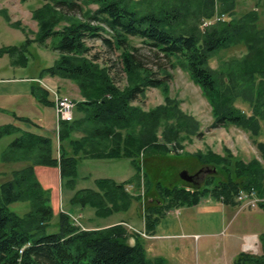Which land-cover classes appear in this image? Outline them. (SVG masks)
<instances>
[{
	"label": "trees",
	"instance_id": "obj_1",
	"mask_svg": "<svg viewBox=\"0 0 264 264\" xmlns=\"http://www.w3.org/2000/svg\"><path fill=\"white\" fill-rule=\"evenodd\" d=\"M215 1L221 4V12L234 7V0H43L33 11L38 23L34 39L26 36L20 46L0 48V55L8 53L12 63L18 64L27 59L24 52L31 42L47 45L49 40L57 57L39 77L69 79L82 98L75 101L73 119L58 122L55 144L11 123L0 125V139L18 133L1 160L29 162L13 169L11 177L0 183V264H161L160 257L148 258L139 234L133 233L135 243L129 242L131 233L120 222L84 229L60 211L57 229L48 231L53 217L50 191L40 184L34 170L35 165L58 167L60 179H66L72 188L79 159L129 158L135 170L132 177L120 183L97 178V189H78L71 198L73 204L89 205L96 215L108 216L127 210L139 199L125 189L126 184L139 186L145 179L149 186L141 153L144 156L148 149L168 152L167 141L180 144L198 133L199 122L167 94L168 74L158 77L146 67L137 57L132 38L140 39L155 54L180 63L206 97L214 126L233 124L249 132L264 158V141L258 140L264 132V23L253 9L239 17L201 25L204 18L213 16ZM90 3L96 7H88ZM13 25L20 27L17 22ZM94 39L117 52L126 79L123 85L116 83L114 65L89 43ZM232 45H244L246 52L221 62L219 69L212 68V54ZM148 87L164 89V104L144 110L134 103ZM238 100L249 112L236 105ZM161 126L164 142L158 136ZM75 132L81 135L72 138ZM66 140L71 153L64 147ZM194 157L202 166L215 168L214 173L199 186L183 180L179 185L157 181L159 203H151L144 215L147 234L166 210L196 204L207 194L232 202L240 188H254L264 198V166L256 157L245 161L228 148L223 153L198 151ZM16 201L29 202L31 208L16 213L9 209ZM259 240L260 254L241 251L233 264H264V232Z\"/></svg>",
	"mask_w": 264,
	"mask_h": 264
},
{
	"label": "rangeland",
	"instance_id": "obj_2",
	"mask_svg": "<svg viewBox=\"0 0 264 264\" xmlns=\"http://www.w3.org/2000/svg\"><path fill=\"white\" fill-rule=\"evenodd\" d=\"M42 3L43 0H0V48L8 45L20 46L26 36L34 39L35 32L38 31V23L33 17V11ZM88 7L95 8L96 5L90 3ZM220 7L221 4L215 1L213 16L207 19L204 18L201 25L205 26L213 23L218 20V17H221L222 20H229L233 16L239 17L243 13L253 9L259 13L260 22L264 23V0H234V7L231 10L234 14L232 15L230 14L231 11H219L221 10ZM16 22L20 24V27L13 25ZM21 27L25 29L26 33ZM132 41L138 48L136 52L137 57L146 67L151 68L158 77L168 74L165 77L168 89L166 91L167 94L170 98L178 101V106L183 112L189 114L199 122L198 133L201 134L197 133L187 136L180 144L175 140L167 141L168 152H158L148 149L143 156V169L150 179L149 186H146L145 179L140 180L139 186H135L134 184L127 186V191L131 195L139 197V199L133 200L129 209L114 211L108 216L95 215L94 208L89 206L81 209V204H73L71 198L76 190L80 188H94L96 186L95 178L114 177L117 180H121L132 177L135 170L129 158H113L110 160H97L95 158L79 159L76 182L72 188H70L69 182L66 179H60L59 174H56L55 170L46 168V166L36 167L35 174L38 181L44 188L50 191V204L53 210V217L50 220L48 231H55L57 229V218L60 211L71 216L74 223H76L75 218H77L80 221V227L84 229L88 228V226H102L103 224L123 218L132 224H128L126 227L132 235H130L129 242L133 244L135 243L133 236L135 231L133 230L141 226L145 215L144 209L151 203H159V195L155 183L158 181L163 185H179L182 182L179 175L181 171L186 170L189 174H192L200 166L203 167L194 157L196 152L212 150L217 153H223L224 149L228 148L233 155L245 161L256 157L264 166L262 152L254 143L249 132L233 124L223 125L221 123L214 126L215 118L212 115L211 107L206 97L180 63L174 62V60L169 61L161 54H155L148 45L138 38H132ZM46 42L47 45L38 44L35 41L31 42L24 52L27 57L24 63L13 64V59H11L8 53L0 55V75L29 76L32 78L40 76L43 69L52 65L57 57L56 51H53L49 45V40H46ZM89 43L93 45L94 50L101 51L100 53L104 59L114 65L116 83L123 85L126 79L120 65L117 63V52L102 45L100 39L90 40ZM245 52L246 48L244 45H232L215 51L210 58L209 64L212 68L219 69L221 62L232 58H240ZM44 76L49 75L44 74ZM49 77L53 78L52 80H48L49 82L47 81L49 84L57 85L58 87L62 85L65 89L68 88L67 85H75L77 87L69 79ZM40 81L44 83L42 79ZM37 82L36 79H33L32 84L37 85ZM72 92L70 89V91L67 90L65 93H62L70 97L75 104L76 100L82 98H77L80 97L79 91L76 95ZM164 100L165 91L163 88L148 87L143 97H139L134 103L140 104L144 110H149L164 104ZM236 105L249 112L248 107L240 100L236 102ZM7 107L9 109L5 113H0V124L9 123L12 120L11 112L29 116L36 122L38 116L45 118L44 122L54 121L55 119V112H53L51 105L48 104H45V106L39 105L38 109L34 108L31 102L23 104V107H20L17 103L8 104ZM42 124L47 123L42 122ZM162 130L163 126L159 128L158 136L159 140L164 142ZM15 137L16 134H10L0 139V183L11 177L13 169H18L26 164L22 161L4 162L1 160L3 152ZM258 140L264 141V132L258 137ZM57 142L56 140L53 143ZM208 175H204L196 183L202 184ZM69 196H71L70 199ZM205 196L210 197L208 194ZM260 198L264 202V198ZM30 208V203L25 201H16L9 205L10 210L19 214H23ZM261 208L262 210H259ZM203 209L199 208L198 212L194 213L181 212V215H179L180 212L171 215L166 210L165 216L160 218L159 227L154 231V234L159 235L140 239L146 249L148 258L154 260L160 257L162 259L161 264H223L221 258L222 244L228 239V232L231 228L226 226L223 229L224 235L208 236L205 232L221 230L227 224L229 218L223 220L220 213H203L205 210H208L206 207H203ZM263 210L264 206L258 205L254 208L246 207L244 211L245 213H251ZM78 212H82L81 217H79ZM209 217L212 219V222H207ZM232 223H234V220ZM139 236L141 237L142 235L139 234ZM210 240L214 244L210 246L206 245L205 242ZM261 252L262 248L260 252L254 254H260Z\"/></svg>",
	"mask_w": 264,
	"mask_h": 264
},
{
	"label": "crops",
	"instance_id": "obj_3",
	"mask_svg": "<svg viewBox=\"0 0 264 264\" xmlns=\"http://www.w3.org/2000/svg\"><path fill=\"white\" fill-rule=\"evenodd\" d=\"M33 79H36L38 81L37 85L32 84ZM40 79H42L44 83H41ZM52 79L53 78L49 76H42V77L38 76L37 78H32L29 76H15V75L2 76L0 75V113H5L9 109L7 105L11 103H17L18 105H20V107H23V104H27L28 102H31L32 106L38 109L39 105L45 106V104H47L49 101L52 102L51 107L54 112L55 93H62V92L65 93V91L67 90L70 91V89H71V92L73 91L75 93V95L78 92L77 91L78 88L75 85L74 86L67 85L68 88L65 89L62 85L58 87L57 85L47 83L48 80H52ZM54 82H57V81H54ZM77 98L79 99L81 98V96ZM15 115L18 117H23L24 119L27 118L28 121L17 119L14 117ZM38 115H39V112H38ZM11 116H12V120H11L12 122L10 121L9 123L18 127L21 131H28L34 134L48 137L52 140V143L57 140L58 134H57V126H56V117L54 121L50 120L48 122L47 121L44 122L45 118L38 116L37 122H36V121H33L29 116H26L23 114H17L16 112H11ZM54 116H55V113H54ZM42 122L47 123V124L43 125ZM3 124H7V123H3ZM14 134H16V136L18 135V133H14ZM80 135H81L80 133L75 132L72 134L71 137L78 138ZM64 147L68 150V152L70 153L72 152L70 143L68 140L64 142ZM97 160H104V159H97ZM22 162L26 164L29 163L28 161L27 162L22 161ZM98 162H101V161H98ZM38 166H45V165H35L34 166L35 171H36V167ZM46 168H51L55 170L56 174L57 173L59 174L58 167L46 166ZM98 178H110L117 183L127 180V179L117 180L114 177H98ZM80 189H83V188H80ZM91 189H97V186ZM70 197L71 196H69V199ZM131 205L132 203L130 204L129 208L131 207ZM87 206L89 205H84V206L81 205V209L82 208L84 209ZM203 207H206L208 209V210H205V212L203 213L218 212L221 214V219L225 220L226 218H229V220L227 221V224L221 230L214 231V232H211V231L205 232V234L208 236H217L219 234L224 235V233H222L223 229L226 226L231 228L230 231L228 232V239L225 240L222 244L223 249H221V252H222L221 258H222L223 264H233V260L235 256L241 251H244V252L250 251L253 253L260 252L261 243L259 240V235L264 232V228H262L264 227V213H263L264 210L259 211V212L256 211V212H251V213H245L244 211L245 208H241L235 200H233L232 202H224L222 201L221 198H215L214 196L211 197L210 195V197L208 196L202 197L200 201L196 204L171 208L169 210V214L172 215L174 213L177 214L180 212L179 215H181L182 214L181 212H186V211L194 213V212H198L197 210L199 208H202V210H204ZM259 210H262V208ZM144 211L146 212V209H144ZM94 214H95V209H94ZM78 215L81 217L82 212H78ZM233 220H234V223H232ZM119 222L124 223L127 226L128 224H130L129 221L124 220L123 218H119L115 221L109 222L107 224H103L102 226L94 225V226H88V228L105 227V226H109L111 224L119 223ZM160 222L161 220L157 222L151 234L146 233L144 220L142 221L141 226H138V227L134 225L133 226L136 227V230L145 233V236L143 235L141 237L139 236L140 239L141 238L144 239V238H149L150 236L155 237L159 235V234H154V231L159 227ZM207 222H212V219L209 217L207 219ZM205 244L210 246V245H213L214 243L212 242V240H210V241H206Z\"/></svg>",
	"mask_w": 264,
	"mask_h": 264
},
{
	"label": "built area",
	"instance_id": "obj_4",
	"mask_svg": "<svg viewBox=\"0 0 264 264\" xmlns=\"http://www.w3.org/2000/svg\"><path fill=\"white\" fill-rule=\"evenodd\" d=\"M218 19H222L218 17ZM74 101L67 95L55 93L54 98V110L56 114V122L59 121H70L73 119L74 112ZM142 156V153L140 157ZM236 201L239 203L241 208L249 207L254 208L259 205L261 198L258 196L257 191L254 188H241L236 193ZM77 224H79L77 218H75ZM224 231H222L223 233Z\"/></svg>",
	"mask_w": 264,
	"mask_h": 264
},
{
	"label": "flooded vegetation",
	"instance_id": "obj_5",
	"mask_svg": "<svg viewBox=\"0 0 264 264\" xmlns=\"http://www.w3.org/2000/svg\"><path fill=\"white\" fill-rule=\"evenodd\" d=\"M205 173L212 175L214 173V171H213V169L211 170L208 167H205V166L201 167L200 166V168L196 172L192 173L193 174V181H191L189 183L196 185V186H199L200 184L199 183L197 184L196 182H199V180L202 179V177L204 175H206ZM185 182H187V181H185Z\"/></svg>",
	"mask_w": 264,
	"mask_h": 264
},
{
	"label": "water",
	"instance_id": "obj_6",
	"mask_svg": "<svg viewBox=\"0 0 264 264\" xmlns=\"http://www.w3.org/2000/svg\"><path fill=\"white\" fill-rule=\"evenodd\" d=\"M215 171V168H212ZM182 180L191 182L193 181V174H189L186 170H183L179 173Z\"/></svg>",
	"mask_w": 264,
	"mask_h": 264
}]
</instances>
